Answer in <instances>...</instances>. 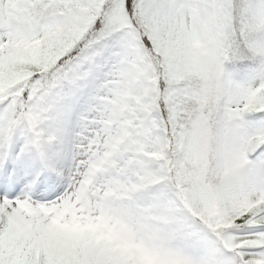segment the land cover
<instances>
[{"label":"snow or ice","instance_id":"obj_1","mask_svg":"<svg viewBox=\"0 0 264 264\" xmlns=\"http://www.w3.org/2000/svg\"><path fill=\"white\" fill-rule=\"evenodd\" d=\"M0 264H264V0H0Z\"/></svg>","mask_w":264,"mask_h":264}]
</instances>
